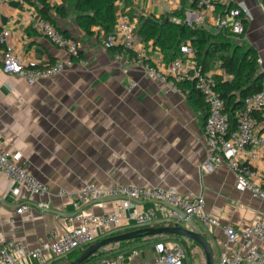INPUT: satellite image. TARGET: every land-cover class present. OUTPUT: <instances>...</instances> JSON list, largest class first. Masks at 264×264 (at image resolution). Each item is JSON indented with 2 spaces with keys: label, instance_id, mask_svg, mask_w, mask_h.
<instances>
[{
  "label": "crops",
  "instance_id": "0c3cea01",
  "mask_svg": "<svg viewBox=\"0 0 264 264\" xmlns=\"http://www.w3.org/2000/svg\"><path fill=\"white\" fill-rule=\"evenodd\" d=\"M229 1L246 8L243 40L255 48L264 69V3ZM48 2L49 18L78 42L86 63L27 84L22 77L2 71L0 42V148L21 152L20 166L49 189L46 194L31 193L0 172V245L20 240L32 250L38 237L50 229L65 231L67 219L77 212L106 213L116 203L115 199L90 201L75 209L68 197L56 195L59 188L76 191L86 183L101 187L135 183L172 188L186 198L202 195L205 209L217 220L205 231L216 247L217 264L226 250L223 226L240 227L255 217L264 219V200L241 190L225 162L207 169L200 166L206 156L204 103L195 96L190 98L187 90L166 91L129 59L115 61L102 45L105 34L99 27L86 34L68 2ZM114 7L116 17L125 13L135 25L141 16L159 18L174 10L165 0H115ZM40 8L37 0H6L0 5V33L8 29L6 41L35 65L65 56L62 49L30 28V21L41 16ZM186 21L193 24L192 18L186 16ZM134 41L145 46L153 61L167 63L150 40L145 42L136 33ZM212 72L220 74L221 69ZM259 123L264 129V113ZM253 165L264 172V154ZM23 203L28 209L17 213ZM137 204L145 208L152 202L140 199ZM129 223L124 215L120 230L129 228ZM176 240L184 243L189 262L194 264L193 254L187 250H195L197 243L169 234L146 236L124 246L110 245L104 256L114 258L115 264H152L158 245ZM61 258L46 264H59ZM16 264H39V259L25 256Z\"/></svg>",
  "mask_w": 264,
  "mask_h": 264
},
{
  "label": "built area",
  "instance_id": "2783aa9c",
  "mask_svg": "<svg viewBox=\"0 0 264 264\" xmlns=\"http://www.w3.org/2000/svg\"><path fill=\"white\" fill-rule=\"evenodd\" d=\"M5 1L0 0V5ZM165 1H169L174 10L181 8V0ZM186 16L188 20L192 18L191 22L195 26L214 29L216 33L232 39H240L245 33L247 10L240 5H231L229 0H196L195 6L187 10ZM29 26L62 49L65 56L57 57L45 65H35L14 50L6 41L9 30L3 29L0 33L3 72L20 76L27 84H33L41 78L63 73L73 64L83 66L86 63L80 57L78 42L50 20L39 16L32 19ZM134 36V21L127 14L120 13L113 30L104 35L102 45L106 49L115 48L112 53L115 61L129 59L140 65L149 77L162 83L166 91L182 93L184 90L181 84L192 81L206 107L203 125L206 156L200 166L207 169L210 165L218 166L225 162L241 190L264 200V172L253 165L254 160L264 154V129H260L258 117L264 113V89L244 97L243 108L237 113L232 126L213 72L201 70L188 42L181 44L179 56L166 64H159L150 58L145 46L135 44ZM258 63H262L260 58ZM21 157L19 151L0 148V172L31 193H48L45 183L20 166ZM56 195L68 197L75 209L104 197L124 198L115 199L114 208L106 213L77 212L67 219L65 231L50 229L38 237V244L32 250L27 249L20 240L5 241L0 245V264H16L25 256L37 257L39 264L65 257L98 238L120 230L124 215L130 222L129 227H143L159 222L180 223L182 220L178 212L169 206L182 209L194 217L204 231L217 223L205 209L202 195L186 198L172 188L157 185L126 183L101 187L86 183L76 191L59 188ZM140 199L152 204L141 208L137 204ZM28 207V204L23 203L16 208V212L22 213ZM223 231L226 250L218 256L217 264H264V219L255 217L240 227L225 225ZM157 249L152 264H190L185 245L180 240L171 245L159 244ZM82 264H115V260L102 256Z\"/></svg>",
  "mask_w": 264,
  "mask_h": 264
},
{
  "label": "trees",
  "instance_id": "16d2710c",
  "mask_svg": "<svg viewBox=\"0 0 264 264\" xmlns=\"http://www.w3.org/2000/svg\"><path fill=\"white\" fill-rule=\"evenodd\" d=\"M37 1L41 4V16L51 21L47 13L50 8L48 0ZM62 2H68L74 8L77 23L86 34H91L93 27H99L104 34L113 30L116 21L115 0H62ZM195 3L196 0H181V8L168 12L167 16L159 18L152 15L141 16L139 23L135 25V34L137 33L143 41L150 40L154 46H157L167 63L179 56L181 44L188 42L203 72L212 71L215 68L221 69L220 74L213 72V76L233 126L237 113L243 108L244 97L264 89V69L260 68L255 48L247 44L243 37L235 40L225 34L213 33L204 27L188 23L185 10L187 7H194ZM61 8V13L64 15L66 13L64 5H61ZM109 50L113 53L115 48L111 47ZM223 74L228 78H224ZM181 87L188 91L190 98L195 96L197 100L200 99L204 103L200 93L193 87L192 81H185ZM258 117L260 119V116ZM165 224L172 223L159 222L152 225ZM135 228L137 227H129L114 233ZM143 238L145 237L113 244L124 246L139 242ZM113 244L101 248L86 261L101 257L106 253L107 247ZM78 252L77 249L68 255L78 254Z\"/></svg>",
  "mask_w": 264,
  "mask_h": 264
},
{
  "label": "water",
  "instance_id": "95a60500",
  "mask_svg": "<svg viewBox=\"0 0 264 264\" xmlns=\"http://www.w3.org/2000/svg\"><path fill=\"white\" fill-rule=\"evenodd\" d=\"M261 1L262 3H264V0ZM119 198H124V197L122 196L104 197L93 201H105V200H113ZM169 207L175 210L176 212H178L181 220L185 222L186 226L182 225L179 222H176L171 225L170 224L157 225V226L149 225V226L137 227L135 229L126 230L119 233L109 234L101 238H98L97 240L88 244L83 249L79 250L78 254L67 264H82L93 254H95L98 250L109 244L117 243L124 240H131V239H136L151 235H161V234H169L177 237L179 236L182 238L195 241L197 244H199L202 247L205 253V264H213L212 248L210 242L207 239L205 231L200 227L196 219L188 215L182 209L171 206Z\"/></svg>",
  "mask_w": 264,
  "mask_h": 264
},
{
  "label": "rangeland",
  "instance_id": "374dc122",
  "mask_svg": "<svg viewBox=\"0 0 264 264\" xmlns=\"http://www.w3.org/2000/svg\"><path fill=\"white\" fill-rule=\"evenodd\" d=\"M116 245V244H113ZM211 248H212V259H213V264H216V247L211 243ZM191 249L193 248L192 246L190 247ZM190 250V249H189ZM188 253L190 254V256L193 254V256H191V259L193 260L194 264H205V253L202 249V247L197 244L195 246V250L192 249V252L190 251ZM77 254H71L68 256H65L63 258H61L59 261V264H67L69 261H71ZM104 256V255H102ZM101 256V257H102Z\"/></svg>",
  "mask_w": 264,
  "mask_h": 264
}]
</instances>
